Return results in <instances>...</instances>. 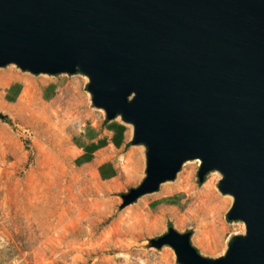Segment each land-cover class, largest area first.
I'll return each mask as SVG.
<instances>
[{
    "label": "water",
    "instance_id": "obj_1",
    "mask_svg": "<svg viewBox=\"0 0 264 264\" xmlns=\"http://www.w3.org/2000/svg\"><path fill=\"white\" fill-rule=\"evenodd\" d=\"M88 79L92 105L133 127L146 176L124 207L201 161L221 174L229 221L219 258L192 232L151 239L177 264H264V0H0V68ZM0 119H7L2 115Z\"/></svg>",
    "mask_w": 264,
    "mask_h": 264
},
{
    "label": "rangeland",
    "instance_id": "obj_2",
    "mask_svg": "<svg viewBox=\"0 0 264 264\" xmlns=\"http://www.w3.org/2000/svg\"><path fill=\"white\" fill-rule=\"evenodd\" d=\"M15 83L24 91L7 107L6 91ZM87 87L80 74L35 76L15 65L0 68V113L9 120L0 119V264H177L172 248L150 245L170 227L192 232L204 257H221L245 226L227 219L233 197L219 191V172L201 183V161H188L174 181L122 209L121 196L146 176L143 146L133 147L122 186L102 183L75 165L72 135L95 111ZM187 182L193 190L175 189ZM207 182L214 186L209 195L203 192ZM168 209L176 210L179 223L166 216L158 226ZM192 213L193 223L184 225Z\"/></svg>",
    "mask_w": 264,
    "mask_h": 264
},
{
    "label": "crops",
    "instance_id": "obj_3",
    "mask_svg": "<svg viewBox=\"0 0 264 264\" xmlns=\"http://www.w3.org/2000/svg\"><path fill=\"white\" fill-rule=\"evenodd\" d=\"M24 79L37 86L33 79ZM18 85L15 83L7 89L3 101L7 107L23 94L24 84L23 87L20 85L15 97H10L11 91ZM52 96L53 93H50L47 98ZM132 135L130 125L120 118L108 120L101 110L95 108V111L89 112V119L79 125L72 135V159L76 166L88 171L100 182L122 186L128 182L127 161L131 153L136 152L131 144Z\"/></svg>",
    "mask_w": 264,
    "mask_h": 264
},
{
    "label": "bare ground",
    "instance_id": "obj_4",
    "mask_svg": "<svg viewBox=\"0 0 264 264\" xmlns=\"http://www.w3.org/2000/svg\"><path fill=\"white\" fill-rule=\"evenodd\" d=\"M17 78V77H16ZM12 80H16V79H12ZM5 109H4V107H1L0 106V111H4ZM7 111V110H6ZM102 111V110H101ZM103 112V111H102ZM104 113V112H103ZM130 127H131V131H132V134H133V127L130 125ZM219 182V181H218ZM204 185V184H203ZM186 188H188V190H193L194 188H193V186L192 185H190L189 184V182H187L186 184H184V185H180V186H178L177 188H175V189H185L186 191H187V189ZM213 190H214V186L210 183V182H207V183H205V185H204V194H206V195H209V194H211L212 192H213ZM232 198V197H231ZM194 214L192 213V214H190L189 216H187L186 218H185V220H184V225L185 224H188V223H193V221H194V216H193ZM166 216H171L172 218H174L175 220H177V223H179V220H180V218L178 217V213L175 211V210H173V209H168V210H165L164 212H163V214H162V217L158 220V226L160 225V226H162L163 225V218L164 217H166ZM245 226V225H244ZM245 229V228H244ZM245 231V230H244Z\"/></svg>",
    "mask_w": 264,
    "mask_h": 264
},
{
    "label": "trees",
    "instance_id": "obj_5",
    "mask_svg": "<svg viewBox=\"0 0 264 264\" xmlns=\"http://www.w3.org/2000/svg\"><path fill=\"white\" fill-rule=\"evenodd\" d=\"M0 117H1V113H0ZM5 122H9V120L8 119H3Z\"/></svg>",
    "mask_w": 264,
    "mask_h": 264
}]
</instances>
